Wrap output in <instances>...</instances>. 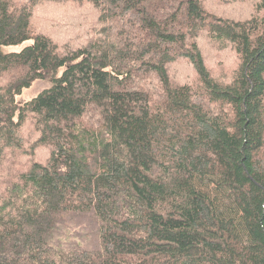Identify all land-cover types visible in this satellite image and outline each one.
<instances>
[{
    "label": "trees",
    "instance_id": "1",
    "mask_svg": "<svg viewBox=\"0 0 264 264\" xmlns=\"http://www.w3.org/2000/svg\"><path fill=\"white\" fill-rule=\"evenodd\" d=\"M0 264H264V0H0Z\"/></svg>",
    "mask_w": 264,
    "mask_h": 264
},
{
    "label": "rangeland",
    "instance_id": "2",
    "mask_svg": "<svg viewBox=\"0 0 264 264\" xmlns=\"http://www.w3.org/2000/svg\"><path fill=\"white\" fill-rule=\"evenodd\" d=\"M211 5L226 15H233L236 17H246L252 10L258 0H208ZM73 7L70 4L55 3L51 1H42L38 3L34 8V20L33 26L36 28H41L47 31H52V38L55 41H62L63 38H66L64 30L60 32V23L64 21L65 25L74 23V16L71 19L69 16L74 14V11L71 10ZM92 18V16H88ZM31 40H25L24 42L17 45H8L4 46L3 49L6 51L19 50L24 45L30 43ZM202 51L205 55V59L208 65L211 66L214 74L227 78L232 73L233 67H235V62L233 61V56L229 52L228 48L223 47L222 49H217L216 46H210L204 38V41L201 39ZM47 85V82L44 80L37 79L33 83L23 89V91L17 95L16 99L18 101H25L34 96L39 90ZM24 135L25 141H30L35 137L34 132H30L26 127L21 132ZM39 156H43V151H40ZM23 158L19 159V163Z\"/></svg>",
    "mask_w": 264,
    "mask_h": 264
}]
</instances>
